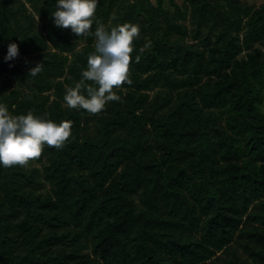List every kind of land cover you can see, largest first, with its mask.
Segmentation results:
<instances>
[{"label":"trees","instance_id":"16d2710c","mask_svg":"<svg viewBox=\"0 0 264 264\" xmlns=\"http://www.w3.org/2000/svg\"><path fill=\"white\" fill-rule=\"evenodd\" d=\"M55 7L0 0V103L72 122L60 148L0 166V264H264V4L98 0L81 36ZM124 23L121 99L68 107L96 28Z\"/></svg>","mask_w":264,"mask_h":264},{"label":"clouds","instance_id":"9594fccd","mask_svg":"<svg viewBox=\"0 0 264 264\" xmlns=\"http://www.w3.org/2000/svg\"><path fill=\"white\" fill-rule=\"evenodd\" d=\"M97 3L98 0H56L53 23L70 28L77 36L84 35L92 26ZM138 34L136 24L124 23L110 31L102 26L96 28L95 50L87 57V67L82 70L81 79L66 89L64 100L68 107L95 114L107 102L121 99L113 89L131 82L128 72L133 57L130 54ZM18 53V45L9 43L3 59L11 61ZM135 59L139 61V57ZM41 71L42 65L38 63L29 73L35 77ZM87 81H92L94 86ZM71 123L70 120L57 123L32 111L13 115L6 104L0 103V166L24 165L39 157L45 145L60 148L71 135Z\"/></svg>","mask_w":264,"mask_h":264},{"label":"rangeland","instance_id":"374dc122","mask_svg":"<svg viewBox=\"0 0 264 264\" xmlns=\"http://www.w3.org/2000/svg\"><path fill=\"white\" fill-rule=\"evenodd\" d=\"M241 1L248 3V4L255 5V6H258L260 4H264V0H241Z\"/></svg>","mask_w":264,"mask_h":264}]
</instances>
